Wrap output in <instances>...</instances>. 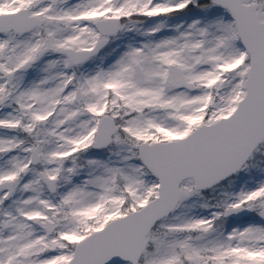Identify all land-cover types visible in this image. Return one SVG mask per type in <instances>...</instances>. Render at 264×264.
Instances as JSON below:
<instances>
[{
    "label": "snow or ice",
    "instance_id": "snow-or-ice-1",
    "mask_svg": "<svg viewBox=\"0 0 264 264\" xmlns=\"http://www.w3.org/2000/svg\"><path fill=\"white\" fill-rule=\"evenodd\" d=\"M0 264H264V0H0Z\"/></svg>",
    "mask_w": 264,
    "mask_h": 264
}]
</instances>
